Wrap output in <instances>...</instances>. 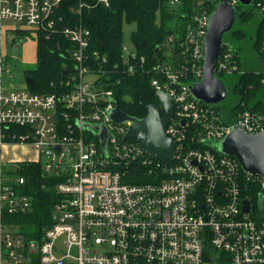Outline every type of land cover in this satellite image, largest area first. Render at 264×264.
Wrapping results in <instances>:
<instances>
[{
	"label": "built area",
	"instance_id": "obj_1",
	"mask_svg": "<svg viewBox=\"0 0 264 264\" xmlns=\"http://www.w3.org/2000/svg\"><path fill=\"white\" fill-rule=\"evenodd\" d=\"M61 3L0 0V264H264V177L245 172L235 157L217 149L233 130L263 133L264 111L245 103L227 111L191 91L204 76L212 0H197L183 33L169 35L165 60L148 68L145 57L123 46L126 71L149 72L156 95L166 93L176 104L165 129L175 143L172 160L125 140L131 122L113 121V92L90 66L91 31L59 27ZM168 3L175 8L180 0ZM255 8L264 16L262 2ZM5 20L47 38L61 34L75 45L73 73L55 84L62 91L5 86L12 77L3 53ZM260 45L264 59V37ZM245 73L240 56L225 44L216 76ZM101 124L111 135L106 152L97 136ZM17 144L30 145L39 159H4V148ZM32 165L53 180L58 196L41 238L27 237L14 219L32 208L25 191L29 176L21 173Z\"/></svg>",
	"mask_w": 264,
	"mask_h": 264
},
{
	"label": "trees",
	"instance_id": "obj_2",
	"mask_svg": "<svg viewBox=\"0 0 264 264\" xmlns=\"http://www.w3.org/2000/svg\"><path fill=\"white\" fill-rule=\"evenodd\" d=\"M105 6L101 0H62L56 17L59 27L81 25L91 31L88 50L92 70L100 73L103 86L113 92V102L126 114L137 119L148 115V107L158 103V96L151 87L152 74L131 75L126 71L124 61V23L136 25L132 45L139 56L145 57L147 67L165 60L169 35L182 32L195 12L197 0H180L175 8L170 0H108ZM208 1V0H204ZM226 0H212V8ZM262 2L261 0H255ZM82 6V7H81ZM256 9V8H255ZM258 10V9H257ZM259 12L255 26L245 25V18L251 13L239 16L235 29L228 35L232 39L255 43L257 47L264 37V16ZM38 69L27 74L35 80L30 91L37 94H53L62 91L55 84L67 79L73 73L71 51L75 45L63 35L47 38L39 34ZM254 36V39L252 37ZM240 56L231 40L225 38ZM159 49V50H158ZM66 72V74H64ZM264 75L245 73L231 80L230 96L219 108L237 111L243 103L250 109L264 111ZM226 85L225 77L219 75ZM59 87V86H58ZM22 174L29 176L25 191L31 196L32 208L14 219L20 224L22 233L29 238H41L45 228L51 225V213L58 200L53 180L43 174L40 165H32Z\"/></svg>",
	"mask_w": 264,
	"mask_h": 264
},
{
	"label": "water",
	"instance_id": "obj_3",
	"mask_svg": "<svg viewBox=\"0 0 264 264\" xmlns=\"http://www.w3.org/2000/svg\"><path fill=\"white\" fill-rule=\"evenodd\" d=\"M238 1L243 7H250L254 3V0ZM244 13L245 11L238 13L236 6L228 2H220L210 16L204 41V76L202 81L191 85L193 95L207 105L220 106L230 96L226 83L216 76L215 66L226 44L225 38L235 29L239 16ZM26 84L33 88L35 80L27 76ZM175 106L174 100L162 92L158 95V103L148 107V115L143 119L129 116L118 106L112 111L111 117L120 124L131 122L125 140H136L143 153L172 160L175 155V143L167 137L165 129L174 115ZM85 129L93 130L90 124H86ZM97 136L106 152L111 135L105 124H101ZM217 149L223 154L235 157L245 172L264 177V132L250 135L241 130H233L218 144ZM244 205V210L249 211L250 203L245 201Z\"/></svg>",
	"mask_w": 264,
	"mask_h": 264
},
{
	"label": "rangeland",
	"instance_id": "obj_4",
	"mask_svg": "<svg viewBox=\"0 0 264 264\" xmlns=\"http://www.w3.org/2000/svg\"><path fill=\"white\" fill-rule=\"evenodd\" d=\"M253 6L255 7V3H253ZM136 28L135 24L124 23V43L129 49L133 47L132 35L136 32ZM34 31V28L18 22L3 21V53L6 56L7 64L12 74V77L5 79L4 84L11 90L27 89V73L38 69L39 36ZM259 38L258 40L256 39L255 43L251 44L244 39L235 40L230 36L226 37L227 40L232 41L234 47L239 51L242 70L251 74L264 75V59L261 54V45L257 47ZM166 55L170 56L171 52H166ZM235 77L228 76L224 78L229 91H231V80ZM92 78L96 79V77ZM3 158L7 161H21L23 159L35 161L39 159V155L30 145L22 146L17 144L5 147Z\"/></svg>",
	"mask_w": 264,
	"mask_h": 264
},
{
	"label": "flooded vegetation",
	"instance_id": "obj_5",
	"mask_svg": "<svg viewBox=\"0 0 264 264\" xmlns=\"http://www.w3.org/2000/svg\"><path fill=\"white\" fill-rule=\"evenodd\" d=\"M236 8H237L238 13H240L242 11H245V13H251L252 16L251 17L247 16L245 18L246 21L244 23H245V25L255 26L260 15H259L258 10L255 9V7L253 5L250 7H243L240 3H238V5H236ZM238 20H239V18H238ZM258 38H259V35H256L257 40H258ZM252 39H254V36L252 37ZM163 116H165V113L163 114Z\"/></svg>",
	"mask_w": 264,
	"mask_h": 264
}]
</instances>
